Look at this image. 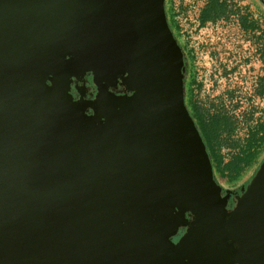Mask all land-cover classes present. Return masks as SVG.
I'll list each match as a JSON object with an SVG mask.
<instances>
[{
    "label": "water",
    "instance_id": "water-1",
    "mask_svg": "<svg viewBox=\"0 0 264 264\" xmlns=\"http://www.w3.org/2000/svg\"><path fill=\"white\" fill-rule=\"evenodd\" d=\"M63 1L0 0V264H264V161L227 210L164 0ZM59 19L77 26L74 42ZM112 46L123 70L111 83L129 77L134 93L101 92L105 126L75 127L57 66L72 53L101 85L99 52Z\"/></svg>",
    "mask_w": 264,
    "mask_h": 264
},
{
    "label": "rangeland",
    "instance_id": "rangeland-1",
    "mask_svg": "<svg viewBox=\"0 0 264 264\" xmlns=\"http://www.w3.org/2000/svg\"><path fill=\"white\" fill-rule=\"evenodd\" d=\"M205 1L164 0V4L175 12L181 50L183 47L191 52L189 64L195 76L193 100L205 115L216 112L230 115L237 123L232 141L243 145L249 131L264 120V96L258 94L264 77V5L259 0H230L232 7L227 17L200 26L199 14ZM243 15L254 20L257 28L242 29L239 19ZM183 64L187 67L184 53ZM190 79L191 76L187 81ZM185 95L184 89V98ZM222 152L227 160L237 149L224 146ZM247 158L248 163L249 159L257 162L258 171L264 152L261 162L255 157ZM243 171L245 174L239 176L241 183L257 173L255 169L251 172L250 167Z\"/></svg>",
    "mask_w": 264,
    "mask_h": 264
},
{
    "label": "trees",
    "instance_id": "trees-1",
    "mask_svg": "<svg viewBox=\"0 0 264 264\" xmlns=\"http://www.w3.org/2000/svg\"><path fill=\"white\" fill-rule=\"evenodd\" d=\"M231 7L232 4H230V0H206L199 14V25L203 26L207 22H214L218 19L227 17L231 11ZM165 11L168 24L179 43L177 34L179 27L175 20V12L167 6H165ZM239 25L245 31H252L258 26V24L254 20L249 19L247 15L240 17ZM182 50L185 54V58L189 56L191 58V52L189 50L186 51L183 47ZM190 76V81L185 80L186 95L184 101L206 146L212 164L214 179L217 184L221 186L222 190L238 187L243 184L240 182L241 179L239 178L240 175L242 176L245 174L243 170L250 167L251 172L254 169V172H256L258 168L257 162H253L251 159H249V163L246 162V160H248L247 157H255L259 162L263 159H261V155L264 152V120L257 123L255 127L249 131L247 140L243 145L235 143L234 140L232 141V138L237 129L236 121L230 115L223 112L205 115L201 106L192 98L194 90L193 85L195 83L194 72H192ZM261 81L258 94L264 96V77ZM196 85L198 86V84ZM224 146H228L229 149L236 148L237 152L226 160L222 152ZM249 182L250 180L244 183L247 185Z\"/></svg>",
    "mask_w": 264,
    "mask_h": 264
},
{
    "label": "flooded vegetation",
    "instance_id": "flooded-vegetation-1",
    "mask_svg": "<svg viewBox=\"0 0 264 264\" xmlns=\"http://www.w3.org/2000/svg\"><path fill=\"white\" fill-rule=\"evenodd\" d=\"M64 1L68 2L71 0H64ZM74 1L81 2L82 0H74ZM259 1L264 5V0H259ZM35 5L40 6L39 8H42L43 6H47V7L51 8V10H48V11L50 12L51 16L54 17L52 13H55V10L53 9V6H51V5H55V4L51 3L49 5L48 3H45V4L41 5V3L35 1ZM66 10L68 11V15H70L69 9L67 7H66ZM60 11L62 12V14L67 12L64 9H61ZM164 11H165V4H164ZM57 16H56V18H57ZM165 16H166V11H165ZM166 19H167V16H166ZM67 20H68V18H67ZM167 23H168V21H167ZM60 25L62 27L61 29L59 28ZM55 26H58V34L62 35V33H63L62 37L64 39L69 38L71 40V42H74L75 35L80 34L78 32L79 30L77 29V26H75V27L69 26V24H67V21H65V20H60L57 23L55 22ZM168 26H169V24H168ZM169 28H170V26H169ZM170 30H171V28H170ZM171 32H172V30H171ZM172 34H173V32H172ZM173 36H174V34H173ZM176 42H177V40H176ZM177 45L181 49L178 42H177ZM95 47L96 46H88L86 44L87 51L89 50L90 52H92V50H93V52H95L97 50V48H95ZM116 49H117L116 47L112 46L110 48H107L106 50H102L101 53L99 52V54L102 57V60L104 61V64H101V65L98 64V60L96 57L97 66L98 65L101 66V67L99 66V68H100L99 72L100 73L98 76V81L100 82L101 85H99L97 83V81L95 80V75H94L92 70H86L83 74H81V73L77 72L78 69H80V68H74L73 69L74 65L72 64V62H74V60H73V54L72 53H66L65 56L62 58L60 65L57 66V67H59V69H58L59 72H61V73L64 72V75L66 77V81L68 83L66 94L68 95V98L70 101L69 102L70 106L66 112L65 118H66V120H70V121L76 120L77 123L74 124L75 127L78 126V123L80 124L81 128H83L85 130H90V129L95 128V127L100 129V128H103L105 126L106 118L103 116V106H104L105 100L103 99L101 92H103V96L109 95V97H111L112 99H116V100L121 98V97L132 96V94L134 93V90H132L131 87L129 86V77L117 78L116 83H111L114 76H116L118 74L117 72L118 71L121 72L123 70L122 66L117 65L118 67H116V66H111V64H110L111 59L108 58V56L109 57L112 56L116 52ZM120 55L123 59V62H124L123 64H128V65L133 67L131 61L126 60V57H124L122 55V53H120ZM189 58H190V56L187 57V67H186V65H184V72H183V87H184V89L186 88L185 80L189 79L191 73L193 72V70L191 69V65L189 64V61H190ZM112 61H113V58H112ZM99 62L101 63L100 60H99ZM88 63L89 62H85V64H88ZM61 69H63V70H61ZM133 69H134V67H133ZM186 70H187V72H186ZM186 73H187V76H186ZM124 76H128L127 73H125ZM65 77L59 76L58 79H56L55 83H56L57 89L54 90L53 93L50 92L49 97H51L52 99L53 98L57 99L59 97V92L60 93L63 92V82L65 81ZM184 77H185V79H184ZM167 80H166L167 84H170L169 83L170 81H167ZM52 82H53V74H49L48 78L45 79V84L48 87H50L53 84ZM104 85H105L106 89L103 88ZM98 101H100L101 103ZM63 122H65V120H63ZM90 133L92 135L95 132H93V130H92ZM58 136H59V134H58ZM245 185L246 184L243 183L240 186L231 189L232 192H230L228 194V199H227V203H226L227 210L231 211L234 209V207L236 205L237 195L238 196L241 195V192H242L241 189ZM221 194H222V196L225 195L224 190H222ZM186 230H187L186 226L179 228L178 233L171 238V241L176 243L186 233Z\"/></svg>",
    "mask_w": 264,
    "mask_h": 264
}]
</instances>
